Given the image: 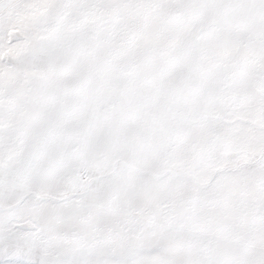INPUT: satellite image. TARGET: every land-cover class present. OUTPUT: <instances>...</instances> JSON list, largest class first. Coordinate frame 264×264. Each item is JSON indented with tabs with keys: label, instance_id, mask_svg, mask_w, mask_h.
Here are the masks:
<instances>
[{
	"label": "snow or ice",
	"instance_id": "6c2138e0",
	"mask_svg": "<svg viewBox=\"0 0 264 264\" xmlns=\"http://www.w3.org/2000/svg\"><path fill=\"white\" fill-rule=\"evenodd\" d=\"M0 264H264V0H0Z\"/></svg>",
	"mask_w": 264,
	"mask_h": 264
}]
</instances>
